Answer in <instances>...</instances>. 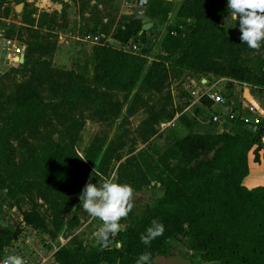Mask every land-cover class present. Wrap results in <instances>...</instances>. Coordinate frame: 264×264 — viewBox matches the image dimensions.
Wrapping results in <instances>:
<instances>
[{
	"label": "trees",
	"instance_id": "16d2710c",
	"mask_svg": "<svg viewBox=\"0 0 264 264\" xmlns=\"http://www.w3.org/2000/svg\"><path fill=\"white\" fill-rule=\"evenodd\" d=\"M145 11L154 19L157 14L164 17L168 8L150 2ZM226 12L227 0H181L174 16L188 19L191 26L163 31L156 42L160 56L147 65L142 55L121 48L135 35L141 37V23L132 16L110 32L120 47H93L91 85L77 80L70 70L50 67L46 58L54 50L53 42L45 40L25 47V60L18 65L21 69L34 52L36 55L26 68V79L15 84L9 99L10 114L0 112V190L19 211V222L44 231L49 239L61 229L63 214L69 210L66 227L77 224L82 190L89 182L97 186L104 182L111 162L120 158L123 143L95 134L80 155L74 147V135L87 118L82 109L90 104L95 121L118 117L123 103L111 99L113 88L130 92L140 83V88L160 92L165 87L168 67L185 69L196 76L228 77V87L234 86L233 82L247 84L250 78L257 85L264 84V46L257 53L241 42L240 31L228 35L220 24ZM249 54L254 55L250 64L244 59ZM43 84L47 86L48 102L38 94ZM138 100L133 93L129 103L142 105ZM198 101L205 107L211 105L205 96ZM134 107L128 106L127 112ZM146 111L142 126L148 136L155 132L153 125L163 112ZM177 123L188 128L193 121L182 116L177 117ZM256 130L186 132L180 137L172 134L155 160L145 152L127 157L115 169V182L138 189L155 179L162 188L159 199L110 237L108 248L102 249L96 243L86 249L83 241L73 235L67 244L56 247L50 264H136L145 252L151 257L167 254L171 241L184 231L191 241V262L264 264V185L247 187L240 183L247 172V153L251 150L253 159L258 158L259 147L254 146L253 138ZM54 133L56 137H52ZM15 140L20 141L22 154L18 155ZM21 198L30 205L28 208L20 207ZM36 199L49 211V221L36 208ZM154 220L163 224L165 231L150 246L145 245L140 237ZM19 233V227L0 225V255Z\"/></svg>",
	"mask_w": 264,
	"mask_h": 264
},
{
	"label": "rangeland",
	"instance_id": "374dc122",
	"mask_svg": "<svg viewBox=\"0 0 264 264\" xmlns=\"http://www.w3.org/2000/svg\"><path fill=\"white\" fill-rule=\"evenodd\" d=\"M180 1L148 0V4L150 2L153 5H158V2L162 3V6L168 8V12L164 17L157 14L154 17L157 27L154 29L149 27L141 32V37L135 35L126 43L124 49L142 55L146 60V65L152 59L158 58L160 52L156 42L159 35L163 31L180 24L175 23L174 16L175 9ZM17 4H21L18 11L14 9ZM53 11L56 12L53 13ZM45 13L48 15H43ZM49 14H52V16L49 17ZM132 16H134V2L132 0H0V37L9 40L6 43L0 39V112L6 115L10 114L12 102L9 99H11L13 94L15 84L26 79L28 75L27 69L31 66L36 55V52H34L31 59L27 60V65L21 69L18 65L25 60L26 50L24 51V49L26 46L28 47L36 42L41 43L45 40L53 42L55 44L54 50L46 58L50 67L70 70L74 73L77 80L91 85L93 74L92 51L95 43H92L89 39L81 40L79 36L87 32H103V35H110L109 32L118 24L129 20ZM184 23L186 22L184 21ZM111 26H113L112 29H110ZM186 28H189L188 25H186ZM68 31L72 32L73 35H67ZM109 45L119 47L116 42H112ZM253 58L254 55L249 54L244 59H247L246 61H249L248 63L250 64L253 63ZM163 62L167 65V60L164 59ZM167 72L168 77L165 81V87L160 92L140 88V83H137L130 92H122L113 88L110 91L111 99L119 100L123 104L118 117L112 121H95L91 112L93 107L91 104L89 108L82 109L83 114L87 118L84 119L83 124L74 135V147L80 155L83 154V150L95 134L105 136L108 140L121 141L123 143V147L120 149V158L111 162L104 180L108 178L115 182L117 165L129 156L136 157L139 153L145 152L150 154L152 159L155 160L169 143L172 134L180 137L186 132H213L219 130L220 127L233 133L251 132L242 117L251 118L253 113L250 112L246 103L242 108L241 105H237V103L232 101L234 86L240 83L233 82L234 86L228 87L227 84L230 82L228 77L205 75L208 80L207 86L210 85L214 92L224 98L223 104L215 105L211 109H205L195 106L197 103H189L188 89H190L191 83L185 81L187 80L185 78L195 74H190L185 69L175 70L169 67ZM195 80L193 79L194 82ZM254 81V78H250V82L245 83V86L249 88L250 92L260 103V106L264 108V89L262 85H257ZM183 83H185L187 90L183 87ZM133 93L137 94L138 101H142V105L138 104V102L136 104L129 103ZM38 94L43 102L50 100L45 84L39 88ZM132 105L135 107L128 113L127 107H132ZM225 106L231 108L234 116H225V122L217 126L211 120L210 113H218L220 117H223L222 113ZM147 109L163 112L159 118L160 121L166 120L168 116L176 113L178 118L185 116L193 123L190 127H183V129L176 126V123L170 128L166 127L163 129L158 133L159 135H155L154 132L147 136L144 134V127L142 126L143 120H146L148 116ZM260 117L253 137L254 146L259 147L258 158L254 160L253 153L248 152L247 172L240 180V183L247 187L264 185V118ZM200 122L203 124L201 125ZM156 125L157 123L153 125L154 128ZM52 137H56V133ZM13 142L17 145L18 155L22 154L23 147L19 146L20 141L15 140ZM149 158L151 157L149 156ZM201 158H205V156L202 155ZM170 163L173 164L174 162L170 160ZM133 189L136 193L134 207L128 218L122 223L124 226L132 224L139 212L145 206L150 207L162 194V188L155 179H152L141 188ZM36 202L39 204L36 207L38 211L44 214L46 221H49V211L45 209L40 200L36 199ZM19 203L22 209L30 206L23 198L19 199ZM70 213L71 211L69 210L63 214L62 227L53 239H49V236L40 229H24L22 238L28 233L38 244L35 249L37 252L35 257L37 258L34 260H39L38 262H40L45 257L43 263L50 264L53 258H49L48 254H52L58 245L67 244L73 235L83 241V246L86 249L97 243L95 233L100 226V222L97 219L90 218L81 206L80 209H76L77 224L68 229L66 225L70 219ZM19 218V211L4 196V190H0V225L18 227ZM173 241L177 252H185V249L187 252L184 258L180 256L176 258L177 260L174 259L176 261L175 264H195L196 262H191L188 257L187 249L191 241L185 231L182 236ZM115 244L117 245L118 243L116 242ZM28 245L30 248H27L26 251L33 250L30 254L35 253V250L32 249L33 242H29ZM178 255H181V253ZM198 263L201 264L200 262Z\"/></svg>",
	"mask_w": 264,
	"mask_h": 264
},
{
	"label": "clouds",
	"instance_id": "9594fccd",
	"mask_svg": "<svg viewBox=\"0 0 264 264\" xmlns=\"http://www.w3.org/2000/svg\"><path fill=\"white\" fill-rule=\"evenodd\" d=\"M229 15L224 25L234 28L239 23L240 40L255 52L264 46V0H227ZM135 190L129 184L114 182L106 178L97 186L87 183L79 199L84 211L93 219L100 221L95 233V239L102 249L110 246V237L115 236L123 227L121 221L126 220L134 207ZM165 229L163 224L152 222L140 239L145 245L162 236ZM117 247L120 245L117 244ZM151 253H142L136 264H149ZM2 264H25L24 258L19 255H9Z\"/></svg>",
	"mask_w": 264,
	"mask_h": 264
},
{
	"label": "built area",
	"instance_id": "2783aa9c",
	"mask_svg": "<svg viewBox=\"0 0 264 264\" xmlns=\"http://www.w3.org/2000/svg\"><path fill=\"white\" fill-rule=\"evenodd\" d=\"M69 31L67 32V35H69V34H72L73 35V33L72 32H69ZM79 38L81 40L89 39L92 43H95V44H104V45H109L112 42H116L110 35H103L102 33H99V32H95V33H89V32H87V33H84V34L80 35ZM0 39L3 42H6V43L9 42V40L6 39V38L0 37ZM116 43H118V42H116ZM118 45H119V43H118ZM124 46H126V45H123V46L121 45V48L124 49ZM119 47H120V45H119ZM192 77L193 76H188V77L185 78V79H187L185 81H188V82L191 83L190 89H188L189 103L190 104H192L193 102H196L199 99L200 96H205L208 100H210L211 101V105H213V104H220V105L223 104L224 98L222 96L218 95L216 92H214L211 89L210 85L207 86V84H208L207 78H205L203 76L193 77V79H196L195 82H194L193 79H191ZM240 85L246 87L245 86L246 85L245 83H241ZM263 85H262V87H264ZM183 87L187 90V88L185 87V83H183ZM246 106L250 109V112H252L253 115H252L251 118L242 117V120L245 123H247V126L249 127V129H251L252 131H254L257 128V124L259 123L261 117L257 113V111L254 110L250 105H248L246 103ZM210 114H211V120L215 124H217V125H221L222 123L225 122V116H229V117H233L234 116L233 111L231 110V108L229 106H225L224 107L223 113H222L223 117H220V115L218 113L217 114L210 113ZM177 117L178 116L175 113V114H173L172 118H170L168 120H161V121H159L157 123V125L155 126V135H157L159 132H161L166 127H169L170 128V127L174 126L177 123L176 122L177 121ZM27 227H28L27 229H31L29 226H27ZM13 254L21 256V254H19V252H14V253L8 254V253H5L3 251L2 254L0 255V264H2V261L7 256L13 255Z\"/></svg>",
	"mask_w": 264,
	"mask_h": 264
},
{
	"label": "crops",
	"instance_id": "0c3cea01",
	"mask_svg": "<svg viewBox=\"0 0 264 264\" xmlns=\"http://www.w3.org/2000/svg\"><path fill=\"white\" fill-rule=\"evenodd\" d=\"M68 1V0H66ZM229 15L228 12L226 13H223L220 17V24L222 26H224L225 28V31L228 35H236L238 32H239V23L238 21L236 22V26L234 28H228L224 25V20L225 18ZM182 19H179V18H175V23H180V24H177L178 27H184V29H188L186 28V25H188V27L191 26V23L188 19H184V21L186 23L183 24L184 21H181ZM150 22H151V29H154L157 27V24L155 22L154 19H151L150 18ZM113 26L110 27V29H112ZM110 34V32H109ZM204 77V76H203ZM236 85V84H235ZM264 86V85H263ZM212 89V88H211ZM249 89V88H248ZM264 89V87H263ZM212 91V90H211ZM234 91H235V86H234ZM250 91V90H249ZM252 94V92H250ZM234 94V92H233ZM252 96L254 97V95L252 94ZM255 98V97H254ZM255 100L258 102V100L255 98ZM234 103H237V105H241V107L243 108L244 107V104H245V101L242 99V98H239V97H236L234 100H232ZM193 103H197L195 104V106H198V107H201V108H205V109H211L213 108L215 105H218V104H213V105H210L209 107H205L204 105H202L198 100L196 102H193ZM259 103V102H258ZM260 105V103H259ZM213 113V112H211ZM193 115V114H192ZM201 123V122H200ZM203 123H201L202 125ZM176 126H179L183 129V126L180 124V123H177ZM217 126H220V125H217ZM221 131H224L221 127L219 130L217 131H213V132H206V133H216V132H221ZM226 131V130H225ZM200 133V132H199ZM203 133V132H202ZM250 152L252 153V151L250 150ZM258 152V151H257ZM248 161H249V156H248V153H247V164H248ZM255 186V185H253ZM251 187V186H250ZM19 221H20V218H19ZM19 228L22 229L20 230V233L18 235V237L11 241L10 245L4 249V252L5 253H14V252H19V254H21V256H23L24 260H25V264H45L46 262L43 263V261L45 260V257H43V260L38 262L39 260H34L36 259L37 257H35L37 254L36 252V247H37V243L35 242V239L33 237H31L28 233L27 235H25V237L22 238V233L25 231L24 229H27L28 227L23 225L21 222H19L18 224ZM21 236V237H20ZM29 242H33V248L35 250V253H31V251L33 250H30V251H26L27 248H30L29 247ZM174 241H171L170 243V249H169V252L167 254H154L152 257H151V260H150V264H175L177 260L176 258H179L180 256L181 257H185L187 255V252H186V249H185V252H177L175 250V245L173 243ZM188 253H190L189 249H187ZM181 255H178L180 254ZM49 258L52 259V254H48ZM175 259V260H174ZM52 262V260H51ZM201 264H214V263H206V262H202V261H199ZM101 264H106V263H101ZM195 264H199L198 262H196Z\"/></svg>",
	"mask_w": 264,
	"mask_h": 264
},
{
	"label": "water",
	"instance_id": "95a60500",
	"mask_svg": "<svg viewBox=\"0 0 264 264\" xmlns=\"http://www.w3.org/2000/svg\"><path fill=\"white\" fill-rule=\"evenodd\" d=\"M134 2V16L135 20H138L140 25V31L147 30L150 25V18L145 15L147 0H132ZM21 4L15 5L14 9L19 10ZM15 59V58H14ZM236 97L242 98L248 105H250L257 113L264 118V109L250 93L247 87L241 86L240 84L235 85V91L232 97L234 100Z\"/></svg>",
	"mask_w": 264,
	"mask_h": 264
}]
</instances>
